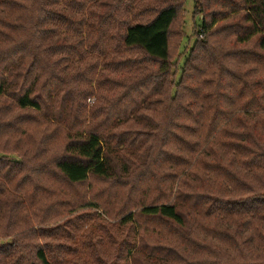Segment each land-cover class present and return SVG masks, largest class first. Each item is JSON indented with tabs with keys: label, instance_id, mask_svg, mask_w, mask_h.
Masks as SVG:
<instances>
[{
	"label": "trees",
	"instance_id": "16d2710c",
	"mask_svg": "<svg viewBox=\"0 0 264 264\" xmlns=\"http://www.w3.org/2000/svg\"><path fill=\"white\" fill-rule=\"evenodd\" d=\"M185 1L0 0L2 264H264V0H194L174 63ZM99 209L105 249L79 224L21 256Z\"/></svg>",
	"mask_w": 264,
	"mask_h": 264
},
{
	"label": "rangeland",
	"instance_id": "374dc122",
	"mask_svg": "<svg viewBox=\"0 0 264 264\" xmlns=\"http://www.w3.org/2000/svg\"><path fill=\"white\" fill-rule=\"evenodd\" d=\"M193 6H194V0H186L185 4L183 6V9L180 11V14L175 21L173 27H172V55L171 58L173 62L182 63L184 61L187 53L189 52V49L194 43L196 34L194 33L196 29H198L201 24L200 14L199 12L196 13V15L193 12ZM184 35V37H183ZM199 35V34H198ZM202 39L203 37L199 35ZM95 101L94 96H90L87 98V103L92 104ZM8 119V118H6ZM9 143L5 141H0V146L5 148L6 152L8 153V156L17 158H22V153L25 152V150L20 149L18 147V144L15 141H9ZM87 187V190L90 194H100L101 193V185L100 180H96L94 185L92 187H88L87 185H84ZM92 210V209H90ZM93 211V210H92ZM94 212V211H93ZM100 216H97L96 218H92V216H84L83 214L81 216H73L64 218L58 221L49 220L47 223L44 222L42 228L46 230V233H52L50 236H36L33 239L28 238L25 241V248L23 249V255H21L23 258L25 256L28 258L33 257V252L36 249L38 245H44L48 246L51 250H55L56 248H60L61 245H69L68 236L72 233H75V230L79 228V224L85 225L86 228H90L93 233L90 235V240L94 241V243L97 246V248H103L104 246H101L99 242L98 236L105 235V229L106 225H108V221L115 223V219L112 218V216L105 215L103 213L102 209H99ZM91 214V213H90ZM78 223V224H76ZM104 226L105 229L101 230V226ZM41 228V229H42ZM112 235L118 238L117 244H121V241L125 239V233L124 231H120L119 233H112ZM85 233L81 232L76 236L75 242L81 244V241L84 239ZM79 247H81L79 245ZM18 249V248H17ZM4 256L0 255V259L4 260ZM0 264H2V261L0 260Z\"/></svg>",
	"mask_w": 264,
	"mask_h": 264
}]
</instances>
